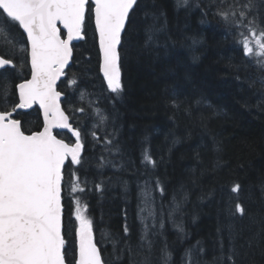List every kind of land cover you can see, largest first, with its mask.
Returning a JSON list of instances; mask_svg holds the SVG:
<instances>
[{
  "label": "trees",
  "instance_id": "16d2710c",
  "mask_svg": "<svg viewBox=\"0 0 264 264\" xmlns=\"http://www.w3.org/2000/svg\"><path fill=\"white\" fill-rule=\"evenodd\" d=\"M137 2L121 52L123 93L107 89L98 34L87 17L58 84L84 144L82 164L72 171L86 181L85 191L69 196L65 188L68 259L77 243L79 199L88 205L105 264H227L222 257L232 246L236 264H264V68L257 62L264 58L243 54L237 30L217 14L221 0ZM254 4L264 21V0ZM150 28L158 31L146 43ZM12 35L29 48L22 28ZM0 55L18 65L0 71V94L7 86L9 104L17 103L18 84L31 78L30 56L6 47ZM97 111L106 117L98 128ZM17 118L26 131L43 130L37 106L18 109ZM55 134L75 142L70 131ZM146 151L155 166L144 160ZM237 183L240 191L232 192ZM145 191L154 198V218L140 212ZM237 203L243 216L233 214ZM141 215L150 248L141 240Z\"/></svg>",
  "mask_w": 264,
  "mask_h": 264
},
{
  "label": "snow or ice",
  "instance_id": "6c2138e0",
  "mask_svg": "<svg viewBox=\"0 0 264 264\" xmlns=\"http://www.w3.org/2000/svg\"><path fill=\"white\" fill-rule=\"evenodd\" d=\"M182 3L186 5L187 0ZM137 7V0H0V25H3L0 27V47L8 48L13 55L17 51L27 53L31 66V79L17 86V103L9 104L11 92L7 86L0 94V264H105L93 221L87 215L88 205H81L79 199L75 201L77 243L72 260L68 259L65 188L69 196L85 191L82 183L86 181L82 182L72 171L73 165L82 164L84 144L80 129L73 128L69 116L60 106L61 92L57 91V81L65 75L72 60L73 40L83 39L87 17L94 20L98 34L100 71L107 89L120 96L124 91L121 52ZM254 7V0H221L217 14L237 30L241 37L237 43L245 56L264 58V21H258ZM58 25L66 30V39L62 38ZM14 27L22 28L26 33L30 49L19 46V41L12 35ZM155 31L158 29L148 30L146 43L153 41ZM257 62L264 68V59ZM6 66L18 67L13 59L0 55V69ZM37 104L43 110V130L26 131L17 118L18 109ZM79 111L85 109L81 107ZM95 115L99 119L94 127L98 128L106 117L100 111ZM54 129H68L75 142L66 143L57 137ZM91 135L97 141L100 139L95 131ZM106 142L111 144L110 140ZM144 160L155 166L147 151ZM66 163L69 169L67 182ZM240 187L237 183L231 191L239 192ZM159 191L163 194L164 189L161 187ZM142 203L145 206L140 208L141 214L147 212L154 218V198L150 192L145 191ZM179 207L177 203L172 211ZM233 214L243 216L245 209L237 203ZM140 219L143 225L141 240L147 241L149 225L144 215ZM124 231L128 232L127 226ZM180 231H183L182 227ZM234 239L230 236V243ZM147 243L150 248L151 241ZM235 255L237 252L232 246L222 260L236 264Z\"/></svg>",
  "mask_w": 264,
  "mask_h": 264
},
{
  "label": "water",
  "instance_id": "95a60500",
  "mask_svg": "<svg viewBox=\"0 0 264 264\" xmlns=\"http://www.w3.org/2000/svg\"><path fill=\"white\" fill-rule=\"evenodd\" d=\"M63 30H65V29H63ZM66 31V30H65ZM26 34V33H25ZM75 40H73V42H74ZM72 42V43H73ZM29 46H30V43H29ZM72 58H73V55H72ZM71 62H72V60L70 61V63H69V65H71ZM68 65V66H69ZM66 70V69H65ZM0 71H1V69H0ZM62 78V77H61ZM61 80V79H60ZM60 80H58L57 81V91H58V84H59V81ZM62 98H63V95L61 94V97H60V100H59V103H60V106H61V108L63 109V107H62V104H61V101H62ZM33 106H35V105H33ZM37 106L39 107V105L37 104ZM39 109H40V107H39ZM41 110V112H42V117H43V110L42 109H40ZM66 114V113H65ZM43 120H44V117H43ZM54 130H60V129H54Z\"/></svg>",
  "mask_w": 264,
  "mask_h": 264
},
{
  "label": "bare ground",
  "instance_id": "6f19581e",
  "mask_svg": "<svg viewBox=\"0 0 264 264\" xmlns=\"http://www.w3.org/2000/svg\"><path fill=\"white\" fill-rule=\"evenodd\" d=\"M192 3V2H191ZM96 83V82H95ZM84 86V85H83ZM96 87V86H95ZM86 88V87H85ZM92 89V88H91ZM80 104V103H79ZM177 106V105H176ZM182 111V110H181ZM88 112V111H87ZM84 129V128H83ZM88 129V128H87ZM96 132V131H95ZM104 139V138H103ZM105 143V142H104ZM94 144V143H93ZM103 145V144H102ZM100 148V147H99ZM103 160V159H102ZM113 167V166H112ZM109 169V168H108ZM117 170V169H116ZM116 172V171H115ZM97 178V177H96ZM88 183V182H87ZM91 186V184H90ZM94 186V185H93ZM105 186V185H104ZM96 187V186H95ZM105 190V189H104ZM89 191V190H88ZM109 192V191H108ZM115 195V194H114ZM225 209V208H224ZM170 227V226H169ZM174 228V227H173ZM176 230V229H175ZM179 231V230H178Z\"/></svg>",
  "mask_w": 264,
  "mask_h": 264
},
{
  "label": "rangeland",
  "instance_id": "374dc122",
  "mask_svg": "<svg viewBox=\"0 0 264 264\" xmlns=\"http://www.w3.org/2000/svg\"><path fill=\"white\" fill-rule=\"evenodd\" d=\"M58 27H60V28H61V33L63 32V33L65 34V35H64V38L66 39V38H67V34H66V32H65V31H63V30H62V28H63V27H62V25H58ZM62 38H63V37H62Z\"/></svg>",
  "mask_w": 264,
  "mask_h": 264
}]
</instances>
